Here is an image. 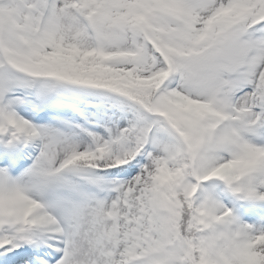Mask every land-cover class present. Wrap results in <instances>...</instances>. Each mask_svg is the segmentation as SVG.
<instances>
[{"label": "snow or ice", "instance_id": "1", "mask_svg": "<svg viewBox=\"0 0 264 264\" xmlns=\"http://www.w3.org/2000/svg\"><path fill=\"white\" fill-rule=\"evenodd\" d=\"M0 264H264V0H0Z\"/></svg>", "mask_w": 264, "mask_h": 264}]
</instances>
